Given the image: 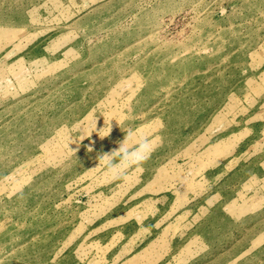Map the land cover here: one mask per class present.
Segmentation results:
<instances>
[{"label":"rangeland","instance_id":"374dc122","mask_svg":"<svg viewBox=\"0 0 264 264\" xmlns=\"http://www.w3.org/2000/svg\"><path fill=\"white\" fill-rule=\"evenodd\" d=\"M0 264H264V0H0Z\"/></svg>","mask_w":264,"mask_h":264},{"label":"clouds","instance_id":"9594fccd","mask_svg":"<svg viewBox=\"0 0 264 264\" xmlns=\"http://www.w3.org/2000/svg\"><path fill=\"white\" fill-rule=\"evenodd\" d=\"M129 135H131L130 132L126 134L118 150H113L110 154L106 153L101 156V159L108 161L110 168L118 170V175L119 172L123 171L125 166L140 165L150 158V140L147 137L138 138L133 144L128 141ZM114 157H119L118 164L114 162Z\"/></svg>","mask_w":264,"mask_h":264}]
</instances>
